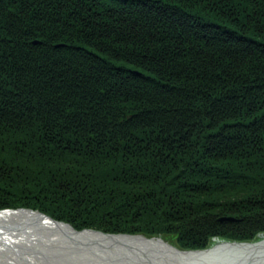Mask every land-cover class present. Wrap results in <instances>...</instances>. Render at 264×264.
<instances>
[{"label":"trees","instance_id":"trees-1","mask_svg":"<svg viewBox=\"0 0 264 264\" xmlns=\"http://www.w3.org/2000/svg\"><path fill=\"white\" fill-rule=\"evenodd\" d=\"M18 208L184 250L264 234V0H0Z\"/></svg>","mask_w":264,"mask_h":264},{"label":"water","instance_id":"water-1","mask_svg":"<svg viewBox=\"0 0 264 264\" xmlns=\"http://www.w3.org/2000/svg\"><path fill=\"white\" fill-rule=\"evenodd\" d=\"M18 211L26 214L8 213ZM217 242L181 250L161 237L73 226L31 210L0 211V264H264V238Z\"/></svg>","mask_w":264,"mask_h":264},{"label":"rangeland","instance_id":"rangeland-1","mask_svg":"<svg viewBox=\"0 0 264 264\" xmlns=\"http://www.w3.org/2000/svg\"><path fill=\"white\" fill-rule=\"evenodd\" d=\"M209 199V198H208ZM21 209H24V210H31V211H34V212H40V211H37V210H32V209H25V208H18V209H4V210H0V211H7V210H21ZM40 213H42V212H40ZM42 214H44V213H42ZM216 214H218V212H216ZM44 215H46V214H44ZM220 215V214H219ZM225 217H229V216H225ZM55 220V219H54ZM57 221V220H56ZM60 222V221H59ZM65 223V222H64ZM68 224V223H67ZM128 235H132V234H128ZM259 235H261V236H259ZM255 239H253L252 241H261L262 240V238H264L263 237V235L264 234H259ZM147 237V236H146ZM163 238L166 242H168L169 244H171V245H173L174 247H177L178 249H181L178 245H176V241H175V239H174V237H172L170 234H165V235H163V236H158V237H156V238ZM149 238V237H148ZM217 241H236V240H224V239H215L212 243H211V245H210V247H212L213 245H216V244H218V242ZM209 248V247H208ZM181 250H184V249H181Z\"/></svg>","mask_w":264,"mask_h":264},{"label":"bare ground","instance_id":"bare-ground-1","mask_svg":"<svg viewBox=\"0 0 264 264\" xmlns=\"http://www.w3.org/2000/svg\"><path fill=\"white\" fill-rule=\"evenodd\" d=\"M8 213H22V214H26V213L23 212V211H18V212H8ZM30 214H32V213H30Z\"/></svg>","mask_w":264,"mask_h":264}]
</instances>
